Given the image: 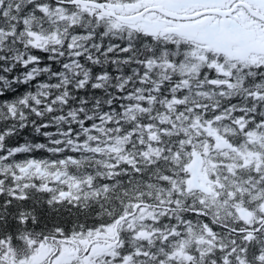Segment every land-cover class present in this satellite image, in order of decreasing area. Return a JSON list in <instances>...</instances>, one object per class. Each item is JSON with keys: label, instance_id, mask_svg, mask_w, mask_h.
Instances as JSON below:
<instances>
[{"label": "snow or ice", "instance_id": "snow-or-ice-1", "mask_svg": "<svg viewBox=\"0 0 264 264\" xmlns=\"http://www.w3.org/2000/svg\"><path fill=\"white\" fill-rule=\"evenodd\" d=\"M0 264H264V0H0Z\"/></svg>", "mask_w": 264, "mask_h": 264}]
</instances>
